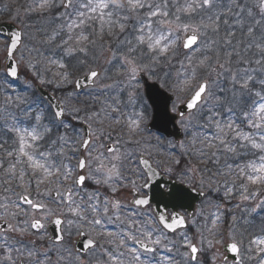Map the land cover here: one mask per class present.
I'll use <instances>...</instances> for the list:
<instances>
[{"label":"snow or ice","instance_id":"snow-or-ice-1","mask_svg":"<svg viewBox=\"0 0 264 264\" xmlns=\"http://www.w3.org/2000/svg\"><path fill=\"white\" fill-rule=\"evenodd\" d=\"M12 13L4 83L23 65L63 98L0 89V264H90L95 248L97 264H207L205 243L264 264V218L252 217L264 211V0H25ZM38 46L62 55L36 70ZM145 74L159 82L153 126L173 124L167 143L146 125ZM161 173L179 183L142 195ZM236 197L248 215L226 207ZM85 226L95 235L78 250Z\"/></svg>","mask_w":264,"mask_h":264},{"label":"rangeland","instance_id":"rangeland-1","mask_svg":"<svg viewBox=\"0 0 264 264\" xmlns=\"http://www.w3.org/2000/svg\"><path fill=\"white\" fill-rule=\"evenodd\" d=\"M3 2H4L3 0H0V4L2 5V8H3V9L0 8V12H3V11H4V6H3V4H2ZM22 2H23L22 4H24L25 0H22ZM22 4H19V5H22ZM17 6H18V4H17ZM17 6H16V7H17ZM5 11H6V10H5ZM7 12H8V11H7ZM12 15H13V13H12ZM34 20H35V18L29 19V20L25 21V23L33 24ZM19 23H20V21H19ZM19 26H20V24H19ZM58 42H59V41H57V43H58ZM4 43H5V41H4L3 39H0V47H2ZM38 47H40V51L43 53V56H42V57H41V56H38V55H36L35 53H33V56H34L36 59L40 60V65H39L38 69H36V70L43 71V68L46 66V59H47V57H45V53H46L47 51H49V50H48L47 48H44L43 46H38ZM61 53H62V52H61ZM61 53H60L59 50H57V51L55 52V54H53V52L50 51V57H52L53 55H55V56L58 58V57L61 55ZM2 56H3V53L0 52V57H2ZM177 67H178V65H177ZM20 69H21V78L19 79V83H20V85L23 87V89L25 90V93H24L23 95H21V96L28 95L29 99H31V100H37V99H39L38 96H37L35 93H33V91H32V88L34 87V83H36V82L39 83V81L33 77V75H32V71H29V70H28L27 68H25L23 65H21ZM55 71H57V69H56L55 67H53V68H52V72H55ZM172 71L175 72L176 69L173 68ZM2 74H3V72H0V77H1ZM51 75H52L51 72H49V73L47 74V76H48L49 78H51ZM146 76H147V75H146ZM2 78H3V77H2ZM150 80H151V79H150ZM26 81H27V82H30L31 87H28L27 83H25ZM151 81H153V80H151ZM105 82H108V81H105ZM157 83L159 84V82H157ZM5 86H6V84L4 83V79H0V89H4ZM42 86H46V87H48L50 90L54 91L53 93H56V94L58 95V98H63V92H62V90H56V89H54V86H49V85H42ZM140 91H141V94H142L143 97H144L142 84H141V86H140ZM1 94H2V92H0V95H1ZM2 99H3V95L0 96V100H2ZM45 104H46V102H45ZM148 112H150V110H149ZM148 119H149V115H148ZM148 119H147V120H148ZM147 120H146V122H147ZM151 133L153 134L154 132L151 131ZM165 149H166V148H165ZM162 158H163V157H162ZM124 194H125V196H128V194H126V193H124ZM33 197L35 198V193L33 194ZM46 202L49 204L50 207H52V208H54V209H57V205H56L55 203H53L52 201H46ZM238 202H239L238 197H236L235 199H233L232 202L227 203V204H226V207H227V208H231L232 211H233L236 215H238V216H239V215H248L247 212L242 211V209H244V207H245V204H244L243 202H240V203H241V209H236V208H234V205H235L236 203H238ZM200 204H201V203H200ZM200 204H198L197 207H199ZM248 206H249V207L252 206L251 203H249ZM25 207H27V206H25ZM196 209H197V208H196ZM57 210H58V209H57ZM210 210H211V209H209V207L205 206V208H204L205 213L209 212ZM259 211H260V210L258 209L257 212H256V213H253L252 215L257 214V215L259 216V215H260ZM39 215H40V213L37 212V213H36V216L39 217ZM231 215H232V213H228V214H226L225 221H227V222L231 221ZM262 216L264 217V215H262ZM257 218H258V217H257ZM10 222H11V221H10ZM197 222H198V223L202 222V218H201V217H197ZM257 222L260 223L261 220H257ZM46 223H47V222H46ZM227 226H228V225H227ZM107 227L115 228V229H116V226H115V225H107ZM84 229H86L87 231H89V233H91V235H95V233L91 232V231L88 229L87 226H85ZM116 230H117V229H116ZM74 231H75V230H74ZM75 232H76V231H75ZM188 235H189V236L196 237V228H195L194 226H191V225L188 226ZM17 238H19V237H17ZM175 238H176V237L173 236L172 234L169 235V239H175ZM194 242H196V241L194 240ZM103 243H105V241H103ZM117 243H118V241H117ZM203 247H204V249L207 250V251H206V256H205V258L207 259V264H212L211 257H212L213 255H218V256H223V255H224L223 252H222V250H221V247H220L219 245H216V246H214L213 248H210V249H209L207 243H205V244L203 245ZM160 251L163 252V253H166V252H164L163 249H161ZM98 252H99L98 250H95L93 253H90L89 255H87V257L89 258V260H85V261H86V262H90V264H97V261H103V260H106V259L98 258V257H97V253H98ZM241 255H242V257H243L244 255H246V253L242 252ZM216 264H223L222 259L217 260ZM228 264H233V262H232V261H228ZM244 264H256V262H255V261H248V260L245 259V260H244Z\"/></svg>","mask_w":264,"mask_h":264},{"label":"water","instance_id":"water-1","mask_svg":"<svg viewBox=\"0 0 264 264\" xmlns=\"http://www.w3.org/2000/svg\"><path fill=\"white\" fill-rule=\"evenodd\" d=\"M15 29H16V27L12 23H0V33L1 34L7 35L8 33H10V31L15 30ZM141 80H142L143 85H144L146 99H147L148 103L150 104V106L152 107V118H151V121L148 123V128L151 129V130H155V131H157V132H159L161 134H164L166 137H172L170 135V133H172L174 131L173 124H171V123L168 124L166 130L163 127H155V126H153V117H155L157 115V110H156V107L153 106L152 100L149 99V96L154 94V89L159 88V85L157 83H155V82H149L146 79L145 76ZM36 89L40 93V95L42 97H44L47 101H48L49 98H53V100H55V98L50 93H48L46 90L42 89L41 87L36 86ZM170 104H171V101H169V105ZM179 138L180 137H176V139H179ZM157 181L160 184H164V183H169L170 185L178 184V182H176L174 180H169L167 178H164V177H162L159 174L155 178L152 179V181L149 184V187L146 188L148 190V197H151L153 195V192L155 191V187H156ZM192 195L195 196L196 194L193 193ZM198 201H200L199 198H197L196 200L192 201L191 206L187 207L186 211L188 213H192L193 209H194V206H195V204ZM154 203L155 202L153 201V204ZM176 210L179 211L180 209L178 208ZM181 210L185 211V209H181ZM49 229H50L51 232H53L54 231V225L51 224ZM86 240H87V238L84 235H81V239L77 243H75L76 248L79 250L82 247V242H84ZM223 251H225V249H223ZM226 255L229 257L230 260H232V261L234 260V257H233V255L231 253H227L226 252Z\"/></svg>","mask_w":264,"mask_h":264},{"label":"flooded vegetation","instance_id":"flooded-vegetation-1","mask_svg":"<svg viewBox=\"0 0 264 264\" xmlns=\"http://www.w3.org/2000/svg\"><path fill=\"white\" fill-rule=\"evenodd\" d=\"M0 39H2V38H0ZM150 110V108H148V111ZM148 115H149V117L151 116V110H150V112H148ZM164 151H167V148L166 149H164ZM161 158V157H160ZM162 175H164V176H167V177H170V176H168L167 174H163L162 173ZM139 183H143V180H141V181H139ZM16 191H19V189L17 188L16 189ZM124 193H126V194H128V196H125V194ZM141 194L142 195H145V191H144V189H142V191H141ZM123 203H127L129 200H131V194L128 192V191H123V192H121L120 193V195H119V197H118ZM122 211H126V210H122ZM49 222H47L46 223V231L48 232V224ZM110 230H116L115 228H110V227H108ZM83 231H84V233L88 236V237H90V236H92L91 235V233H89V231H87L86 229H83ZM79 236H78V234L75 232V231H73V239L75 240V239H77ZM26 239H30V238H26ZM100 243H103V241H100ZM95 250H98L99 252L97 253V257L98 258H102V259H107V257L104 255V253L103 252H101L100 250H99V248H95L94 249V251ZM90 253H93V252H86L84 255H83V258L85 259V260H89V258L87 257V255H89Z\"/></svg>","mask_w":264,"mask_h":264},{"label":"trees","instance_id":"trees-1","mask_svg":"<svg viewBox=\"0 0 264 264\" xmlns=\"http://www.w3.org/2000/svg\"><path fill=\"white\" fill-rule=\"evenodd\" d=\"M259 213H260V215L258 216L257 214H254V215H252V217L255 219V222L257 223V224H260V223H258L257 222V220H261L262 218H263V216L262 215H264V211H259ZM258 217V218H257ZM227 225H228V222L227 221H224V227L225 228H227Z\"/></svg>","mask_w":264,"mask_h":264}]
</instances>
